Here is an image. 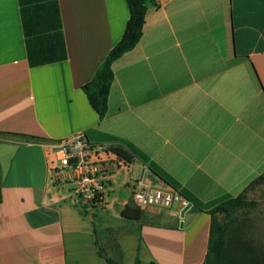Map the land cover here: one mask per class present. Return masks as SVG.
Here are the masks:
<instances>
[{"label":"crops","instance_id":"1","mask_svg":"<svg viewBox=\"0 0 264 264\" xmlns=\"http://www.w3.org/2000/svg\"><path fill=\"white\" fill-rule=\"evenodd\" d=\"M58 5L66 58L32 65L46 17L0 0V264H202L207 212L264 174V0H152L140 42L113 63L102 121L82 86L121 39L127 0ZM78 132L132 155L118 168L93 154L114 174L86 215L50 171L51 145ZM144 164L191 207L125 218L132 181L163 182Z\"/></svg>","mask_w":264,"mask_h":264},{"label":"trees","instance_id":"2","mask_svg":"<svg viewBox=\"0 0 264 264\" xmlns=\"http://www.w3.org/2000/svg\"><path fill=\"white\" fill-rule=\"evenodd\" d=\"M152 0H127L130 18L125 26L119 42L109 51L105 60L98 67L92 79L82 86L91 108L97 113L100 121L104 120L108 111V100L114 81L113 63L125 53L134 49L143 36L148 5ZM23 13L26 8L46 17L47 27L41 28L46 34L38 35L39 48L32 51L29 48V59L32 65L52 63L66 58L61 18L58 0H20ZM25 31H28V23L24 18ZM49 31V33H48ZM44 43H43V42ZM18 135V134H13ZM28 139L34 136L21 135ZM111 150L117 156L131 160V153L122 147H114ZM143 157V156H142ZM148 167L163 182L179 189L170 183L168 177L158 171H154L151 165ZM264 180V174L255 179L246 190L237 197L228 198L207 213L211 215V224L208 240L207 254L202 264H264V250L254 244L252 240L245 238L244 233L235 228L231 220H220L218 214L229 215L231 211L247 204L246 192L255 183ZM180 190V189H179ZM181 191V190H180ZM182 193V191H181ZM183 194V193H182ZM141 210L127 207L123 216L130 220L139 219ZM108 264H119L106 259ZM154 264V263H150Z\"/></svg>","mask_w":264,"mask_h":264},{"label":"built area","instance_id":"3","mask_svg":"<svg viewBox=\"0 0 264 264\" xmlns=\"http://www.w3.org/2000/svg\"><path fill=\"white\" fill-rule=\"evenodd\" d=\"M51 147V176L56 184L70 189L74 206L85 215L104 208L111 191L114 172L109 167V162L93 160L92 156L106 152L112 156V163L118 168L129 166L127 160L107 147L90 144L83 132L58 140ZM148 168V164L143 165V174ZM131 188L134 204L140 210H165L178 205L186 208L190 203L179 189L165 182L149 183L144 175L132 181Z\"/></svg>","mask_w":264,"mask_h":264},{"label":"rangeland","instance_id":"4","mask_svg":"<svg viewBox=\"0 0 264 264\" xmlns=\"http://www.w3.org/2000/svg\"><path fill=\"white\" fill-rule=\"evenodd\" d=\"M247 204L229 215L218 214L220 220H231L245 238L264 250V180L253 183L246 192Z\"/></svg>","mask_w":264,"mask_h":264},{"label":"water","instance_id":"5","mask_svg":"<svg viewBox=\"0 0 264 264\" xmlns=\"http://www.w3.org/2000/svg\"><path fill=\"white\" fill-rule=\"evenodd\" d=\"M191 207V204L189 203V205L185 208L184 212L189 209Z\"/></svg>","mask_w":264,"mask_h":264}]
</instances>
